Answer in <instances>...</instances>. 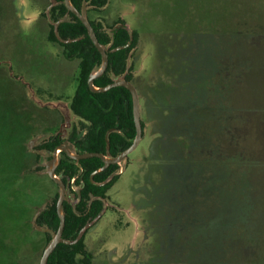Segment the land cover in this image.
Listing matches in <instances>:
<instances>
[{"label":"rangeland","instance_id":"obj_1","mask_svg":"<svg viewBox=\"0 0 264 264\" xmlns=\"http://www.w3.org/2000/svg\"><path fill=\"white\" fill-rule=\"evenodd\" d=\"M45 9L0 0V168L43 191L29 213L16 212L0 192V262L28 250L31 263L16 264H38L45 237L31 225L54 189L41 170L46 155L37 160L30 149L79 121L69 109L76 69L64 67L47 39ZM92 17L106 31L123 19L140 36L128 64L145 134L112 199L152 208L158 229L169 225L162 233L170 252L183 256L174 264H264V0H110ZM130 220L113 239L119 255L140 235L142 222ZM213 225L225 248L218 258L205 248ZM106 240L90 239L87 249L108 262Z\"/></svg>","mask_w":264,"mask_h":264},{"label":"flooded vegetation","instance_id":"obj_2","mask_svg":"<svg viewBox=\"0 0 264 264\" xmlns=\"http://www.w3.org/2000/svg\"><path fill=\"white\" fill-rule=\"evenodd\" d=\"M31 1L38 6L39 5L45 6V8L48 9V10L45 9L40 13V17L47 21L46 23L47 26L49 27V33L47 39H49L50 43H53L60 48L61 56L63 58L61 61L65 63L64 67L70 68V64H72V66H74L76 69L73 75V79H74L73 94L71 96L69 103V109L73 113L71 109V105L78 84L79 56L78 54L77 56L74 57L67 56L66 53H69V51H68V47L66 46H69L74 42H78L87 36L90 43H81L77 47L71 49L79 50L80 48L81 51H84L85 53H90L92 52V48H94L98 52V54L100 55L99 64H97V66L89 73V75L92 72H95L99 69L101 65V54L93 44L86 27L79 20L78 16L65 5L64 0H31ZM98 1L99 0H97V3H99ZM104 1L105 2L100 4H94L92 3V0H82L79 8L76 7L71 2V0L70 3L72 7L75 8L76 11L79 13H81L83 7L85 8L86 18L89 24L91 25L95 36L96 33L94 31V27H96V30L99 33H103V35H106L110 40H114L116 33L119 32L120 30L125 31L128 34V40L125 44L114 47H113L114 45L113 41L109 40V42L102 44L99 42L96 36L98 42L104 48L108 58L107 67L99 77L107 73L108 77H110L111 79V83L113 82L114 76L123 77L125 80L132 83V85L137 90L139 96V106H140L141 94L136 83L133 80L134 70L132 66L130 67V65L128 64L130 58L132 57V54L140 45V36L139 33H137L138 32V30L136 29L137 27H134L133 29L128 24V22L124 21L123 19H119L117 22L113 24V26H111L110 31H106L105 27L103 26L99 18L92 17V14L101 13L105 10V8H107L110 0H104ZM121 1L122 3H124V0ZM7 2L11 7L12 5H14V0L13 1L7 0ZM77 22H79L84 28L85 34L78 35L77 37L74 38H70L69 36H66L65 39L59 36L58 28L61 24L67 23V24L75 25L77 24ZM53 34L58 42H55L54 39L52 38ZM118 50H127L125 69L121 74H113L110 70H108L109 69L108 54L109 52H115ZM144 52L145 50L143 48L141 51L142 57L140 59L141 66L142 63L145 62L147 56L146 55L147 53ZM56 68L58 67H55V69ZM127 77H129V79H126ZM96 87L102 88L99 86ZM144 108L146 109L147 119L151 120L149 116L150 104L148 103L147 105L144 106ZM131 112H132V101H131ZM73 115L77 117L79 121L76 125L75 124L69 126L67 125V128L71 127L69 133H67V130H64V132L62 133L56 132L53 136L42 141L37 147H35L34 150L30 149L31 153L36 157L37 160L42 158L43 154L46 155L47 159L44 162V168L41 167V170L44 169L45 171L47 170V166L50 165L51 161L53 160L54 154L59 160L58 164L55 167L54 172L56 174V177L63 182L65 188L63 195L64 200L62 201V208L64 212V227H65V218H66L67 210L71 211V213L79 216L80 218H84V223L77 231L76 235L70 239H67L65 236H63V231H64L63 228L61 235V239L63 240V242H59L56 245V247L60 244H63L65 246H68L69 248L68 249L59 248V251H55L56 249L55 247L53 252L49 255V257L52 254L58 256V261H56L55 264H109V263L110 264H173L172 260L174 255L171 254L170 243L169 241H167L166 237L163 234L165 229L167 227L169 228V225H167L166 228L162 226L160 229H164V230L160 231V229H158L157 227L156 222L150 218L152 208H149L147 210L146 208H143L141 205H139L138 202H133V204H131V206L129 207H122L118 202L114 201L110 195L114 185L116 184V182H118L120 177L124 174L128 165L130 164L129 154L132 153L138 147V145L140 144L141 140L144 137L145 125L143 124V120H141L142 119L141 112H140L141 139L133 151H131L121 160L116 162H113V160L119 157L126 149H128L132 145L135 135L132 139L129 138L127 136V133H125L124 130L122 129L123 127L121 125L120 127L119 126L109 127L105 132L104 149L98 147L99 149L97 151L87 152L84 148L85 146L96 147L98 146L97 141H101V140L93 136L94 134L98 135V133L93 129L92 122L90 123L89 121L78 117L77 115H75V113H73ZM121 117L123 118V116ZM104 118H106L105 115ZM132 118H133V112H132ZM68 120H69L68 118L65 119L66 122H68ZM133 123H134V119H133ZM134 128H135V124H134ZM113 133L116 134L118 137H114L108 140L107 139L108 134H113ZM135 134H136V128H135ZM109 141H115V142L111 144ZM92 142L93 144H91ZM59 147H62L63 150H59L58 149ZM65 150L70 152L72 155H77V156L82 155L84 153H100L104 156L106 160H108L107 165L104 168H102L105 165L104 161L97 157H91V158H97L101 161V165L98 168L94 169L89 175V182L92 184L91 187H86L83 181L84 170L80 166L81 160H86L89 158L76 160L70 157ZM67 166H75L76 170L73 171L72 169H68ZM65 168H67L68 170H66ZM102 172L106 173L105 178L103 180L94 181L93 180L94 176ZM44 176L49 178V181H52L54 183L55 185L53 186L54 194L53 196H49L46 199V201L43 203L45 205V208H43L38 213L35 220V225H31V226L39 234L45 237L44 239L45 241L44 248H45L53 236L51 233L40 229H48L53 232L57 231L59 224L56 230H53L52 228H48L47 222L45 221V217L47 216V213L49 212V208L53 205V203H55L56 214H57V202L60 197L61 190H60V186L57 183H55L47 173L44 174ZM108 184L110 185L107 186ZM85 189L87 190V197L83 195V191ZM132 211L137 214L135 215V217L132 215ZM105 216H107L106 222L101 223L102 218H104ZM130 219L135 220L134 222H137V219H139L142 222V226L140 229L141 236L134 235L132 237L133 242L129 244V246L127 247L126 250L127 253L124 255H119V250H118L119 246L115 244L113 239L116 236L128 232L129 228L126 230L127 227L126 228H122V227L125 226L127 222L129 223L131 221ZM134 225H137V223H134ZM81 231L82 233L80 235V238L76 242H74ZM160 232L163 233L161 234ZM107 237L108 240H106L107 242L106 246L107 248L109 246L112 247L106 255V260L109 263L104 260L102 261L100 258H98V256H96L94 253L90 252V250L87 249L88 248L87 242L90 241V239H95L97 242L98 241L101 242ZM143 243L145 249L140 250ZM75 245H80V246H78V248H75L74 247ZM26 253H28L25 254L26 256H28V259L25 261V263L26 262L31 263L32 258H30L31 256L30 251ZM49 257L47 263L49 261ZM112 259L113 261H111Z\"/></svg>","mask_w":264,"mask_h":264},{"label":"trees","instance_id":"obj_3","mask_svg":"<svg viewBox=\"0 0 264 264\" xmlns=\"http://www.w3.org/2000/svg\"><path fill=\"white\" fill-rule=\"evenodd\" d=\"M82 0H71V2L76 6L80 7ZM99 3H97V0H92V3L94 4H100L105 2L104 0H99ZM94 27V26H93ZM94 31L96 33V36L100 43L105 44L109 42V38L106 35H103V33H99L96 30V27H94ZM58 34L61 38L65 39L66 36H69L70 38L77 37L78 35L85 34L84 28L82 25L77 22L75 25L71 24H61L58 28ZM102 35V36H101ZM52 38L55 42H58L54 34L52 35ZM128 40V34L120 30L116 33L113 41L114 46H121L125 44ZM81 43H90L87 36L84 39H81L78 42H74L73 44L66 46L68 47L69 53H66L67 56L74 57L79 56V65H78V84L75 92V96L73 98V102L71 105V109L75 115H77L80 118H83L90 123L92 122L93 129L98 133V135H93L95 138L100 139L101 141H97L98 146L92 147V146H85V150L87 152H94L97 151L99 148L104 149L105 147V132L109 127H115L120 125L123 127L125 133H127V136L129 138H133L135 135V128L132 118V112H131V95L127 89L124 87H115L112 88L104 93H93L90 92L87 86V77L89 73L99 64L100 61V55L98 52L92 48V52L85 53L84 51L79 50H72L73 48L77 47ZM72 48V49H71ZM76 51V52H75ZM127 55V50H118L115 52H109V69L113 74H121L125 69V60ZM107 71V72H110ZM126 79H129L127 77ZM111 83L110 77H108L107 73L103 76L97 78L94 80V85L103 87ZM104 115L106 118H104ZM123 116V118L121 117ZM123 123V124H122ZM114 137H118L116 134H108L107 139H112ZM86 138V137H85ZM111 144L115 141H109ZM93 144V142L91 143ZM99 147V148H98ZM101 165V161L97 158H89L86 160L80 161V166L84 170L83 174V181L86 185V187H91L92 184L89 182V175L90 173L98 168ZM68 169H72L73 171L76 170L75 166H67ZM65 168L66 170H68ZM10 170L1 169L0 168V192L5 193L4 200L7 202V205H9L11 208H13L16 212H25L29 210V206L33 204V202L36 200V198H39L41 196V193L43 191H38V188H36L35 180L27 178L24 183L18 182L19 177H14V175L10 174ZM208 175H211L210 173ZM106 176V173L102 172L94 176L93 180H103ZM50 183L54 185L52 181ZM108 184L107 186H109ZM35 186V187H34ZM15 187L18 192L21 193L22 197L15 198L14 190L12 189ZM83 195L87 197V190L85 189L83 191ZM32 199V200H31ZM4 202V203H5ZM14 202L18 203L15 204ZM29 213V211H28ZM28 215V214H27ZM49 218V220H48ZM25 217L22 215L21 219L18 222H21L23 225L26 226V228L29 231V228L27 226V220L23 222ZM28 219V216L27 218ZM45 221L47 222V227L52 228L53 230H56L59 224V219L56 214V207L55 203L49 208V212L47 213V216L45 217ZM213 220L209 222V226L213 224ZM84 223V218H80L79 216L71 213V211H66V218H65V227L63 231V236H65L67 239H70L74 237L77 233V231L80 229L82 224ZM220 230L218 225H213L210 228V231H213V238L208 237L209 241H207L205 244V248L212 252V250L215 251L217 257L223 256L222 250H225L224 245L221 244V249L219 244L222 242V240H218L216 238V231ZM187 241V239L185 238ZM185 243V242H184ZM184 243L182 245H184ZM181 245V246H182ZM80 245H75V248H78ZM59 248H65L68 249V246H65L63 244H60L56 247L55 251H59ZM219 248V249H218ZM25 252L16 253L13 257H9L7 259H3V261L0 262V264H16L17 262H25L28 259V256ZM182 253L174 254L173 259L176 257H183L181 256ZM34 255L30 256V258H33ZM29 258V259H30ZM187 258V257H186ZM58 261V256L55 254H52L49 257V261L47 264H55V262ZM212 262H198L194 261L193 264H213ZM174 264V263H173Z\"/></svg>","mask_w":264,"mask_h":264},{"label":"water","instance_id":"obj_4","mask_svg":"<svg viewBox=\"0 0 264 264\" xmlns=\"http://www.w3.org/2000/svg\"><path fill=\"white\" fill-rule=\"evenodd\" d=\"M64 3L70 10H72L78 16L79 20L86 27L93 44L95 45V47L97 48V50L101 54V65H100L99 69L95 72H92L89 75L88 80H87V84H88L90 91L95 92V93H102V92H106L107 90L114 88V87H124L131 94L132 112H133V119H134V124H135V128H136V134H135V138H134L132 145L128 149H126L119 157H117L116 159L113 160V162L119 161L123 157H125L127 154H129L131 151H133L141 139V123H140V111H139L140 106H139V96H138L137 90L132 85V83H130L129 81L125 80L123 77H116V76L113 77V82L111 84L105 86V87L98 88V87L94 86V84H93L94 79L99 77L105 71V69L107 67L108 58H107L106 52H105L104 48L102 47V45L98 42V40H97V38L93 32L92 27L86 18L85 8L83 7L81 10V13H79L76 11L75 8L72 7L70 0H64ZM32 142L33 141H31V144H32ZM58 149L63 150L62 147H59ZM66 152L70 157H72L76 160L91 158V157L100 158L105 163V165L102 168H104L108 163V160H106L104 158V156L100 153H84L82 155L77 156V155H72L68 151H66ZM53 156H54L53 160L51 161L50 165L47 166L46 173L49 175V177L55 183H57L60 186V190H61L60 191L61 192L60 197H59L58 202H57V215L59 218V227H58L56 232H53V231L48 230V229H40V230H44V231L51 233L53 237L49 241V243L46 245V247L44 248L42 256H41L40 261H39V264H46L49 255L53 252L56 245L59 242H63V240L61 239L62 231L64 228V212H63V208H62V201L64 200L63 195H64L65 188H64L63 182L56 177V174L54 172L55 167L58 164L59 160L55 154ZM37 215H38V213L33 218V225H35V220H36ZM82 230H84V229H82ZM81 233H82V231L79 233V235L77 236V238L74 242H76L80 238Z\"/></svg>","mask_w":264,"mask_h":264}]
</instances>
